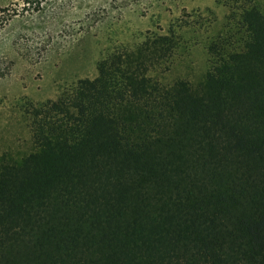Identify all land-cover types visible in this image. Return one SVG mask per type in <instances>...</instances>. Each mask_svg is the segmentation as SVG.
I'll use <instances>...</instances> for the list:
<instances>
[{"label":"trees","instance_id":"1","mask_svg":"<svg viewBox=\"0 0 264 264\" xmlns=\"http://www.w3.org/2000/svg\"><path fill=\"white\" fill-rule=\"evenodd\" d=\"M224 5L197 81L168 77L190 48L171 26L28 102L30 150L0 155V264H264V2Z\"/></svg>","mask_w":264,"mask_h":264},{"label":"rangeland","instance_id":"2","mask_svg":"<svg viewBox=\"0 0 264 264\" xmlns=\"http://www.w3.org/2000/svg\"><path fill=\"white\" fill-rule=\"evenodd\" d=\"M225 1L0 0V155L30 150L21 116L28 102L56 98L78 79L94 77L99 59L121 43L172 26L190 48L168 77L197 81L207 67V22L224 20Z\"/></svg>","mask_w":264,"mask_h":264}]
</instances>
